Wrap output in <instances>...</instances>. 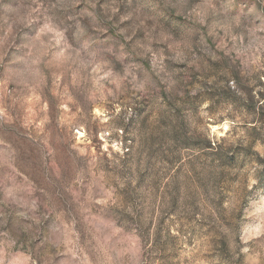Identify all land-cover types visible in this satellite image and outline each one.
<instances>
[{
  "label": "rangeland",
  "instance_id": "1",
  "mask_svg": "<svg viewBox=\"0 0 264 264\" xmlns=\"http://www.w3.org/2000/svg\"><path fill=\"white\" fill-rule=\"evenodd\" d=\"M0 264H264V0H0Z\"/></svg>",
  "mask_w": 264,
  "mask_h": 264
}]
</instances>
